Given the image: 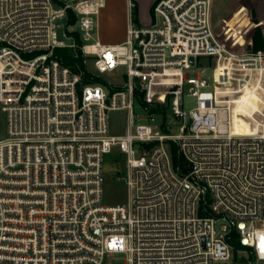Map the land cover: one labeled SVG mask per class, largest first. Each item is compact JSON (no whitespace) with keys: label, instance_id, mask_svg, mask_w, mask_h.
Here are the masks:
<instances>
[{"label":"built area","instance_id":"built-area-1","mask_svg":"<svg viewBox=\"0 0 264 264\" xmlns=\"http://www.w3.org/2000/svg\"><path fill=\"white\" fill-rule=\"evenodd\" d=\"M107 1L0 0V264H112L116 253L125 264H264V132L233 130L264 50H229L214 0H158L150 25L128 0L126 39L104 43ZM70 13L88 71L124 82L82 84L54 57L75 47L58 32ZM113 110L128 112L119 135ZM115 148L128 201L108 205L103 165Z\"/></svg>","mask_w":264,"mask_h":264},{"label":"rangeland","instance_id":"rangeland-1","mask_svg":"<svg viewBox=\"0 0 264 264\" xmlns=\"http://www.w3.org/2000/svg\"><path fill=\"white\" fill-rule=\"evenodd\" d=\"M134 8L136 3L132 0ZM142 23L150 25L154 20V13L150 9V0H140ZM243 0H214L212 10V23L214 29L219 32V29L225 22L229 14L238 9ZM115 5L116 17L118 24L110 27L108 21L110 19L112 6ZM260 8L257 6L250 10L251 20L254 24L253 30L249 33L248 17L241 16L236 20V23L229 21L225 31L226 40L229 49L232 51L252 52L258 49L264 50V25L260 20ZM128 0H108L106 7L100 14V37L103 42L116 43L125 39L127 24L129 21L128 15ZM135 17V13H134ZM139 23V21H137ZM61 28H59V37L67 44H73L75 47L81 48L82 39L77 30L76 21L70 17L68 28L66 30L65 19L60 20ZM140 24V23H139ZM260 29L261 41L258 47H255L253 38ZM71 37V38H70ZM78 38L80 42H78ZM204 60V59H203ZM203 65V63L201 64ZM214 66V63L212 64ZM87 67L89 70H94L92 60L88 61ZM211 71L208 72L210 74ZM107 82H124L118 73H108L101 76ZM259 81L254 79L249 85L241 91V95L235 99V119L234 129L237 132L256 133L264 130V71L259 74ZM192 85H188L185 89L183 98V109L189 111L196 106V98L189 94ZM135 113H141V109L136 104ZM128 120V112L126 110H113L109 112V123L112 134L119 135L125 132ZM173 125V124H172ZM174 132H178V127L173 126ZM7 125L6 115L0 105V139L6 137ZM104 203L108 205L123 204L128 201V192L123 180H117L118 176L124 175V162L121 160L119 150L115 148L112 153L105 156L104 165ZM126 255L124 253H116L111 257L112 264H125Z\"/></svg>","mask_w":264,"mask_h":264},{"label":"trees","instance_id":"trees-1","mask_svg":"<svg viewBox=\"0 0 264 264\" xmlns=\"http://www.w3.org/2000/svg\"><path fill=\"white\" fill-rule=\"evenodd\" d=\"M134 13H135V19L138 21L136 12L134 11ZM70 17L73 19V21H76V16L73 13H70ZM261 38H262L261 31L259 29L253 38L256 48L258 47ZM78 42H80L79 38H78ZM54 57L58 59L63 65L69 67L74 73L80 74L82 77V84L97 83L106 86L108 85V82L104 78H102L101 76L93 75L91 72L88 71L86 65L84 64V58L80 48L78 49L77 47L57 48L54 52ZM137 96L138 99H140L142 95L141 93L137 92ZM172 152H173V161L175 166L176 167L179 166L184 171H186V168L184 167V158L178 153V149L175 146L172 148Z\"/></svg>","mask_w":264,"mask_h":264},{"label":"crops","instance_id":"crops-1","mask_svg":"<svg viewBox=\"0 0 264 264\" xmlns=\"http://www.w3.org/2000/svg\"><path fill=\"white\" fill-rule=\"evenodd\" d=\"M134 1L136 3V7H135L134 11L136 12L137 19H138V21H139V23L141 25H145V24L142 23V18H141V11L142 10H141V7H140L141 4L139 2L140 0H134ZM157 2H158V0H150V2H149L150 3V5H149L150 9H151V11L153 13H154V6H155V4ZM254 6L255 7L257 6L258 8H260V13H259L260 14V20H261V23L264 25V0H243V3H240L238 9L228 15V17L226 18L225 22L223 23V25L221 26V28L219 29V32H218V36L220 37V40L222 41V43L226 44V46L228 48H229L228 44L230 42L228 40H226V37H225L226 28H228L229 25L231 24L230 23L229 25H227L228 22L231 21L233 23L234 22L236 23V20L239 17L246 16V17L249 18V19H247L248 20L247 24H248V29H249V33H250L253 30V22L251 20L250 10ZM112 8H113L112 11H111L112 13H111L110 19L108 21V23H109L111 28L119 23L118 22V18L116 17V10L117 9L115 8V5L112 6ZM99 37H100V17H99ZM100 39H101V37H100ZM125 39H126V36H125ZM104 43H109V42H104ZM116 43H120V42H116ZM256 80L259 81L258 78Z\"/></svg>","mask_w":264,"mask_h":264},{"label":"bare ground","instance_id":"bare-ground-1","mask_svg":"<svg viewBox=\"0 0 264 264\" xmlns=\"http://www.w3.org/2000/svg\"><path fill=\"white\" fill-rule=\"evenodd\" d=\"M224 44V43H223ZM226 46V44H224ZM227 47V46H226ZM228 48V47H227ZM229 49V48H228ZM230 50V49H229ZM232 51V50H231ZM264 71V69H263ZM259 78V76L257 77ZM234 119H235V112H234ZM233 130L236 132V133H239V134H246V135H250V134H256V133H260V132H264V130H260V131H257L256 133H243V132H237L235 129H234V126H233Z\"/></svg>","mask_w":264,"mask_h":264},{"label":"water","instance_id":"water-1","mask_svg":"<svg viewBox=\"0 0 264 264\" xmlns=\"http://www.w3.org/2000/svg\"><path fill=\"white\" fill-rule=\"evenodd\" d=\"M191 62L194 63V58L191 59Z\"/></svg>","mask_w":264,"mask_h":264}]
</instances>
